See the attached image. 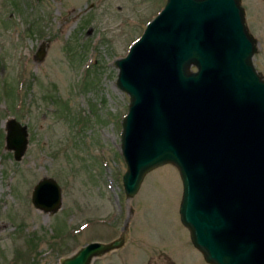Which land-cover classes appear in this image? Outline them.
<instances>
[{
    "label": "rangeland",
    "instance_id": "obj_1",
    "mask_svg": "<svg viewBox=\"0 0 264 264\" xmlns=\"http://www.w3.org/2000/svg\"><path fill=\"white\" fill-rule=\"evenodd\" d=\"M164 0H0V264H58L89 240L126 227L124 243L90 264H209L179 221L176 167L147 171L135 193L121 183L122 56ZM264 78V0H240ZM26 125L19 159L4 147L6 120ZM61 188L51 213L30 201L34 182Z\"/></svg>",
    "mask_w": 264,
    "mask_h": 264
},
{
    "label": "water",
    "instance_id": "obj_2",
    "mask_svg": "<svg viewBox=\"0 0 264 264\" xmlns=\"http://www.w3.org/2000/svg\"><path fill=\"white\" fill-rule=\"evenodd\" d=\"M255 37L240 0H165L115 57V85L128 95L119 149L126 197L144 174L173 164L181 181L179 221L209 264H264V78L251 61ZM4 147L19 159L25 124L6 120ZM32 205L55 212L51 176L31 187ZM118 236L89 240L58 264H90L120 247Z\"/></svg>",
    "mask_w": 264,
    "mask_h": 264
}]
</instances>
